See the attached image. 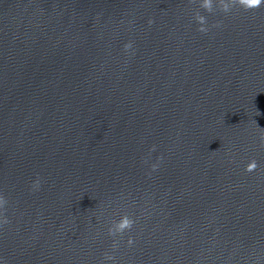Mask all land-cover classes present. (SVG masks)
<instances>
[{
  "label": "water",
  "instance_id": "water-1",
  "mask_svg": "<svg viewBox=\"0 0 264 264\" xmlns=\"http://www.w3.org/2000/svg\"><path fill=\"white\" fill-rule=\"evenodd\" d=\"M201 3L0 0V264H264V3Z\"/></svg>",
  "mask_w": 264,
  "mask_h": 264
},
{
  "label": "clouds",
  "instance_id": "clouds-1",
  "mask_svg": "<svg viewBox=\"0 0 264 264\" xmlns=\"http://www.w3.org/2000/svg\"><path fill=\"white\" fill-rule=\"evenodd\" d=\"M264 3V0H231L230 3H225V0H219V6L221 11L227 13L230 11V8L232 5L238 4L241 7H243L245 10L249 9H256L261 6V4ZM205 11L211 13L213 11V0H202V3L200 5ZM196 20L197 22L201 25V27L198 29V31L202 33H206L208 29L204 27L203 25L206 24V18L199 13L196 14ZM151 24L152 21H149ZM214 26H219L214 25ZM125 49H128L131 47V44H125ZM259 114V113H258ZM155 150V146H153V149ZM156 165H153L152 168L153 170H156ZM257 168V163L255 160L251 161L250 163L247 164L245 171L247 172H252ZM34 186L38 189L39 188V180H37L34 184ZM7 204V200L0 195V209H3L4 206ZM3 223H8V220L5 218L3 220ZM134 224V221L129 218L127 214L123 215L121 219L118 222H114L113 227L109 228L108 234L110 236H115L117 233L122 234L125 230L131 229ZM133 243V240L129 238L128 244L131 245ZM113 247H116V242L113 243ZM108 260H112L113 257L110 255H106L105 257Z\"/></svg>",
  "mask_w": 264,
  "mask_h": 264
}]
</instances>
